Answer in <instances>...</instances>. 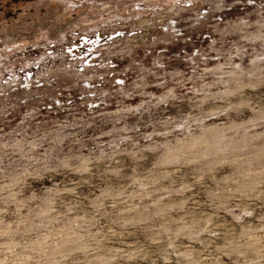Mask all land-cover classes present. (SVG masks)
Instances as JSON below:
<instances>
[{
    "label": "rangeland",
    "instance_id": "obj_1",
    "mask_svg": "<svg viewBox=\"0 0 264 264\" xmlns=\"http://www.w3.org/2000/svg\"><path fill=\"white\" fill-rule=\"evenodd\" d=\"M0 264H264V0H0Z\"/></svg>",
    "mask_w": 264,
    "mask_h": 264
}]
</instances>
